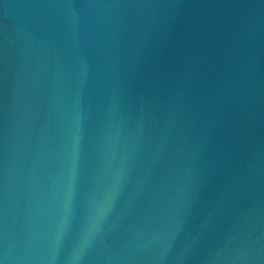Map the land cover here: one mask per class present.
<instances>
[{
    "label": "water",
    "instance_id": "obj_1",
    "mask_svg": "<svg viewBox=\"0 0 264 264\" xmlns=\"http://www.w3.org/2000/svg\"><path fill=\"white\" fill-rule=\"evenodd\" d=\"M0 264H264V0H0Z\"/></svg>",
    "mask_w": 264,
    "mask_h": 264
}]
</instances>
